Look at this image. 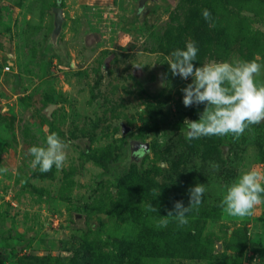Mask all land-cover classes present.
Instances as JSON below:
<instances>
[{
  "label": "rangeland",
  "instance_id": "374dc122",
  "mask_svg": "<svg viewBox=\"0 0 264 264\" xmlns=\"http://www.w3.org/2000/svg\"><path fill=\"white\" fill-rule=\"evenodd\" d=\"M244 1L258 12H242L248 39L211 28L198 47L197 67L253 59L264 65V0H230L229 6ZM139 2L0 0V167L9 169L0 174L5 264L26 257L59 264L262 263L264 203L247 218L229 217L219 205L226 186L244 171L261 173L264 186V122L239 140L194 139V151L172 142V129L185 118L198 120L204 105H183L181 89L192 78L173 77L167 62L179 44L193 41L202 9H221L214 0H160L141 12ZM55 7L65 17L57 47L50 43ZM6 64L11 71H4ZM255 80L264 83V68ZM149 113L158 116V135ZM123 124L129 133L123 134ZM51 132L68 144L67 160L62 169L41 173L32 169L28 149ZM155 140L167 148L131 155L134 143L150 148ZM88 147L91 156L110 154L115 163L99 165L85 154ZM184 178L191 179L189 188L205 185L208 211L189 213L184 227L171 218L157 227L175 201L188 206L189 198L176 200L171 193L187 190ZM163 188L167 201L157 199ZM149 204L157 213L147 210ZM146 210L148 221L140 214Z\"/></svg>",
  "mask_w": 264,
  "mask_h": 264
},
{
  "label": "clouds",
  "instance_id": "9594fccd",
  "mask_svg": "<svg viewBox=\"0 0 264 264\" xmlns=\"http://www.w3.org/2000/svg\"><path fill=\"white\" fill-rule=\"evenodd\" d=\"M143 12V9H141ZM201 15L210 27H214L211 12L202 9ZM198 47L195 41H188L184 48H177L171 53L167 64L173 77L179 76L191 83L181 89L182 103L187 107L204 105L199 113L198 120L185 118L183 121L186 129V140L191 141L202 137L223 138L232 135L234 140H239L246 130L264 122V83L257 84V76L264 65L255 59L238 60L235 62H210L197 67L196 61ZM140 69L143 66L133 65ZM68 144L61 139L58 133L51 132L46 135L42 145H33L28 149L32 157L31 167L47 173L53 166L57 170L63 168L66 160ZM214 171L219 170V164L210 162ZM7 167H0V174H7ZM262 176L256 170H247L226 186L220 207L227 216L232 218L251 217L257 205L264 203V186L260 183ZM204 184H196L188 191L189 203L185 207L182 201H175L174 210H169L166 216L157 222V227H166L171 220L178 227L189 223L188 214L199 210L204 193ZM153 194L158 196L160 191L153 189ZM147 210L156 212L157 209L149 204ZM258 264V260H253Z\"/></svg>",
  "mask_w": 264,
  "mask_h": 264
},
{
  "label": "trees",
  "instance_id": "16d2710c",
  "mask_svg": "<svg viewBox=\"0 0 264 264\" xmlns=\"http://www.w3.org/2000/svg\"><path fill=\"white\" fill-rule=\"evenodd\" d=\"M217 1V2H216ZM215 5L214 7L221 9L220 12L218 11H212V17H213V21L215 26L214 27H210L209 23L206 22L204 20V18L202 17V15L199 17V22L194 26V29H192V34H193V41L196 42L197 47H204V44L202 42L203 38H206L209 33L211 28H214L215 30L218 29L222 30L221 33H225L227 31H231L235 34H239L240 32L243 34V39H248L249 37V32L251 30H249V25H248V16H245L242 14V12L244 10H248V11H252L253 13H258L256 11L255 6L251 7V5L249 6L246 5L247 2H234V9H231L229 6V2L230 0H214ZM224 23L226 24V27H224ZM248 29V31H246ZM238 38V36H237ZM185 44L181 43L179 44L178 48H184ZM176 49V48H175ZM151 120L154 123V131L155 134L158 135L159 134V125H158V116L154 114H150ZM172 134V142L175 141V139H177V143H179L180 145L183 144L185 146H190V142L191 144L194 142V140L188 141L186 140L185 136H186V129L184 128V124L183 123H179L176 125L175 129H172L171 131ZM168 143H171V140L168 141ZM173 144V143H172ZM168 144L166 143H161L158 140H155L153 143L150 144V148L145 150V144H141V148L140 150L136 151L133 153V156L135 153H137L139 156H143L145 154H147L149 152V150H153L155 153H160L161 151H163V149L167 148ZM191 150H193L192 145L190 146ZM93 153V151L91 150V147H88L87 150L85 151V154L88 155L89 157H92L91 154ZM136 154V155H137ZM132 155V153H131ZM93 158H95V156H93ZM96 162L101 165V166H106V165H112L115 163L114 159L112 156H110V154L106 155V156H102L100 158H95ZM220 162L222 164H225L223 156L221 155L220 158ZM131 164H137V160L136 159H132L131 158ZM221 164V165H222ZM138 165H135V167ZM131 172V170L129 171ZM182 176V175H180ZM125 181L124 178H121V180H119L120 183L123 184V182ZM182 181L188 186V188H186L187 190L189 189V186H191V184L189 183V181H191V179H182ZM198 183V182H197ZM117 189H120L122 186L121 184L119 185V183L117 184ZM185 191V188H172L171 189V193L172 196L176 197V200H181L182 198H189L188 195V191ZM157 199H164V200H169L168 194H167V189L163 188L161 191V194L158 196ZM208 206L206 204V202L203 200L201 203V206L199 207V210L197 211V215L198 217H202L208 210ZM195 211V210H194ZM196 212V211H195ZM150 213V212H149ZM149 213L148 211H143L142 213H140L143 217L144 221H148L149 219ZM264 239V238H263ZM183 243V242H182ZM180 244V243H179ZM261 262L264 263V243L261 246ZM0 264H5V261L2 260L0 258ZM19 264H59V263H53L52 262V258L50 257H45V258H35V257H26V258H22L19 262ZM73 264H76L75 262ZM82 264H85L84 262Z\"/></svg>",
  "mask_w": 264,
  "mask_h": 264
},
{
  "label": "water",
  "instance_id": "95a60500",
  "mask_svg": "<svg viewBox=\"0 0 264 264\" xmlns=\"http://www.w3.org/2000/svg\"><path fill=\"white\" fill-rule=\"evenodd\" d=\"M160 0H140L139 2V8L140 9H144L146 7L147 4L149 3H154V2H159ZM53 14H54V29L51 35V45H53L54 47L58 46V40L59 37L61 36L62 30H63V26H64V22H65V17H64V12L63 9L60 7H55L53 9ZM12 61V58L10 57L9 62ZM12 63V62H11ZM55 107V105H51L48 113L50 114L52 112V108ZM130 129L128 127H126V125H122V132L123 134H127L129 133ZM149 148V146L147 144H145V150H147ZM224 151H226L228 149L227 146L223 147ZM133 152V151H132ZM221 246H219L218 248H220Z\"/></svg>",
  "mask_w": 264,
  "mask_h": 264
},
{
  "label": "flooded vegetation",
  "instance_id": "af4514ba",
  "mask_svg": "<svg viewBox=\"0 0 264 264\" xmlns=\"http://www.w3.org/2000/svg\"><path fill=\"white\" fill-rule=\"evenodd\" d=\"M141 148V144H138V143H134L133 146H132V149H131V152H132V155L134 152L137 151V149H140ZM133 159V158H132ZM135 159V158H134ZM258 264H262V263H258Z\"/></svg>",
  "mask_w": 264,
  "mask_h": 264
},
{
  "label": "built area",
  "instance_id": "2783aa9c",
  "mask_svg": "<svg viewBox=\"0 0 264 264\" xmlns=\"http://www.w3.org/2000/svg\"><path fill=\"white\" fill-rule=\"evenodd\" d=\"M11 65H9V64H6V66L4 67V71L6 72V71H11Z\"/></svg>",
  "mask_w": 264,
  "mask_h": 264
}]
</instances>
